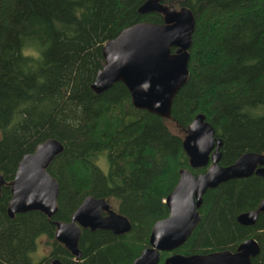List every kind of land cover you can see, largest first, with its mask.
Segmentation results:
<instances>
[{
  "label": "trees",
  "instance_id": "1",
  "mask_svg": "<svg viewBox=\"0 0 264 264\" xmlns=\"http://www.w3.org/2000/svg\"><path fill=\"white\" fill-rule=\"evenodd\" d=\"M144 1L0 0V264H35L31 253L41 237L65 264H131L148 246L153 225L168 216L164 200L180 172L206 171L191 168L182 147L199 114L222 140L220 165L244 152L264 153V0H162L195 18L189 80L173 98L169 120L136 109L121 83L100 95L92 91L106 42L135 24L163 23L160 14L138 13ZM48 138L64 147L47 167L59 186L57 212L9 217L17 166ZM87 196L115 204L131 230L82 229L75 259L55 239V222L70 221ZM263 199L264 181L255 174L208 189L200 221L174 252H235L255 238L260 250L251 263L264 264V212L254 225L237 221Z\"/></svg>",
  "mask_w": 264,
  "mask_h": 264
},
{
  "label": "water",
  "instance_id": "2",
  "mask_svg": "<svg viewBox=\"0 0 264 264\" xmlns=\"http://www.w3.org/2000/svg\"><path fill=\"white\" fill-rule=\"evenodd\" d=\"M141 15H162V24L138 23L120 32L102 47L104 67L91 86L95 94L108 91L116 83L123 84L131 96L133 106L159 118L169 120L173 98L189 80V61L195 18L187 7L169 9L162 0H145L139 7ZM222 140L204 115H197L187 127L182 147L193 169L207 167L204 173L194 175L184 169L175 188L164 202L169 215L157 221L149 238L150 247L142 251L132 264H158L160 251H171L186 242L200 221L199 208L208 189L231 179L255 174L264 181V153L244 152L231 165L219 164ZM64 150L60 141L48 138L39 143L32 153L20 160L10 184L11 199L7 213L40 211L51 217L57 211L58 182L47 167ZM4 178L0 175V195ZM101 210L108 211L103 217ZM264 212V199L257 209L237 216L242 225H254ZM56 239L78 255L77 242L80 227L108 229L116 234L130 230V222L110 209L103 198L87 196L76 209L70 222L56 223ZM255 238L241 242L235 252L213 251L207 254H173L163 264H252L259 253ZM51 264H61L54 260Z\"/></svg>",
  "mask_w": 264,
  "mask_h": 264
},
{
  "label": "flooded vegetation",
  "instance_id": "3",
  "mask_svg": "<svg viewBox=\"0 0 264 264\" xmlns=\"http://www.w3.org/2000/svg\"><path fill=\"white\" fill-rule=\"evenodd\" d=\"M9 203V202H8ZM82 203V202H81ZM109 204V203H108ZM7 206H8V204H7ZM109 206H110V209L111 210H113V211H115V212H117L114 208H113V206L111 205V204H109ZM79 207V206H78ZM7 210V209H6ZM76 211V210H75ZM74 211V212H75ZM57 212V211H56ZM23 213H25V212H23ZM8 214V213H7ZM15 214H17V213H15ZM14 214V215H15ZM56 214V213H55ZM54 214V215H55ZM13 215V216H14ZM53 215V216H54ZM73 215V214H72ZM101 215L103 216V217H106V216H108L109 215V213H108V211H105V210H101ZM122 215V214H121ZM169 215V214H168ZM9 216V215H8ZM12 216V217H13ZM53 216H51V217H53ZM48 217V216H47ZM51 217H48V218H51ZM72 217V216H71ZM125 217V216H124ZM126 218V217H125ZM127 219V218H126ZM128 220V219H127ZM70 221H71V219H70ZM70 221H68V222H70ZM129 221V220H128ZM58 222H66V221H57V222H55V225H56V223H58ZM82 229H90V228H88V227H86V228H84V227H80V235H81V230ZM97 229H100V228H97ZM56 230H57V226H56ZM90 230H92V229H90ZM93 230H96V229H93ZM101 230H108V229H101ZM130 230H131V228H130ZM129 230V231H130ZM194 230V229H193ZM109 231H111V230H109ZM128 231V232H129ZM113 234H115V235H124V234H126V233H128V232H126V233H122V234H116V233H114L113 231H111ZM151 234V233H150ZM80 235H79V238H80ZM79 238H78V242H79ZM149 238H150V236H149ZM189 238V237H188ZM55 239H56V231H55ZM57 240V239H56ZM58 241V240H57ZM59 243H61L74 257H75V259H78L79 257H80V255H81V252H80V249H79V247H78V242H77V249H78V252H79V254L78 255H76V254H74L70 249H68L66 246H65V244L64 243H62V242H60V241H58ZM47 245V244H46ZM183 245V244H182ZM181 245V246H182ZM47 247H48V254L47 255H45V256H43V257H41L37 262L36 261H34V262H36L35 264H51L54 260H57L58 262H60L61 264H65V263H63L61 260H59L58 258H55V257H52L51 256V250H50V247L47 245ZM148 247H150V244L148 243V246L147 247H145L143 250H145L146 248H148ZM180 247V246H179ZM178 247V248H179ZM177 249V248H176ZM176 249H174V250H171V251H160V253H159V256H160V259H159V262H158V264H163L164 263V261H165V259H167L168 257H170L171 255H173V254H179V253H176V252H174ZM142 250V251H143ZM142 251L140 252V254L142 253ZM168 253V255L163 259V261L161 262V253ZM140 254L138 255V256H140ZM137 256V257H138ZM136 257V258H137ZM135 258V259H136ZM134 259V260H135ZM33 260H34V258H33ZM133 260V261H134ZM45 261V262H44ZM133 263V262H132ZM131 263V264H132Z\"/></svg>",
  "mask_w": 264,
  "mask_h": 264
},
{
  "label": "rangeland",
  "instance_id": "4",
  "mask_svg": "<svg viewBox=\"0 0 264 264\" xmlns=\"http://www.w3.org/2000/svg\"><path fill=\"white\" fill-rule=\"evenodd\" d=\"M98 165L103 169L104 172L107 171V164H106V161H105V158H101L99 160V162H97ZM113 206H115V204L112 203ZM114 208V207H113ZM45 242V239L44 237H41L39 240H38V243H37V247H36V250L34 251V253H31V257L32 259L34 258V261H38L41 257L45 256L48 254V247L47 245L44 243Z\"/></svg>",
  "mask_w": 264,
  "mask_h": 264
}]
</instances>
